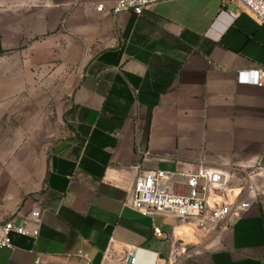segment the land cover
Wrapping results in <instances>:
<instances>
[{
    "label": "crops",
    "instance_id": "obj_1",
    "mask_svg": "<svg viewBox=\"0 0 264 264\" xmlns=\"http://www.w3.org/2000/svg\"><path fill=\"white\" fill-rule=\"evenodd\" d=\"M115 2L0 0V121L29 108L0 140V222L43 210L38 236L14 234L0 264H124L132 246L136 264H158L170 241L154 228L185 224L197 241L179 264H264V202L228 227L131 206L147 171L186 193L201 163L264 166V86L247 81L264 68V25L220 0L142 16L114 14ZM53 107L63 130L42 147Z\"/></svg>",
    "mask_w": 264,
    "mask_h": 264
},
{
    "label": "built area",
    "instance_id": "obj_2",
    "mask_svg": "<svg viewBox=\"0 0 264 264\" xmlns=\"http://www.w3.org/2000/svg\"><path fill=\"white\" fill-rule=\"evenodd\" d=\"M165 1L169 0H116L113 13L133 12L142 16L147 10ZM220 3L221 9L234 20L247 14L259 25H264V0H220ZM96 9L103 12L105 5L99 4ZM248 73L252 75L247 80L249 83L264 86V68ZM184 177L187 192L175 193L163 185V181L168 178L167 172L156 170L139 175L134 184L132 208L148 217L156 214L170 215L178 223L197 220L202 226L213 224L228 227L255 204L264 202V166L260 163L233 168L229 173L201 163L196 172L184 174ZM233 181H238V185L233 186ZM42 216L43 210L36 208L20 218V221L19 214L1 221L0 249L14 248V234L38 236ZM154 232L158 238L170 241L167 258L158 264H179L189 254V244L175 236L174 232L169 235L160 226H156ZM137 251V247H129L124 264H136Z\"/></svg>",
    "mask_w": 264,
    "mask_h": 264
},
{
    "label": "rangeland",
    "instance_id": "obj_3",
    "mask_svg": "<svg viewBox=\"0 0 264 264\" xmlns=\"http://www.w3.org/2000/svg\"><path fill=\"white\" fill-rule=\"evenodd\" d=\"M28 109L29 108L26 107L25 110H21V112L15 113V115L13 116L7 115L2 121H0V140L2 138H4L5 140H9V138L12 137L13 129H18L19 126L21 127L23 126L24 124L23 115L28 112ZM47 110L48 111L50 110L48 114L51 115V119H52V124H51L52 137H49V133H48V136L46 138H42L38 140V145L42 147L49 142H55L56 136H58L63 130V124L60 121V111L54 107L51 109L47 108ZM194 236H195V233H194ZM193 240L197 241V237L195 236ZM185 241L187 242V244H189V246H191V242H194V241H191V239L188 237L185 238Z\"/></svg>",
    "mask_w": 264,
    "mask_h": 264
},
{
    "label": "bare ground",
    "instance_id": "obj_4",
    "mask_svg": "<svg viewBox=\"0 0 264 264\" xmlns=\"http://www.w3.org/2000/svg\"><path fill=\"white\" fill-rule=\"evenodd\" d=\"M187 226H189V225H183V226H181V227H179L178 228V230H177V234L179 235V236H182L183 238H186V237H188V238H190L191 239V241H194L193 239H194V232H193V230H191V228H186ZM186 228V229H185ZM177 235V236H178ZM195 242V241H194Z\"/></svg>",
    "mask_w": 264,
    "mask_h": 264
}]
</instances>
